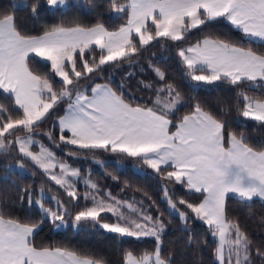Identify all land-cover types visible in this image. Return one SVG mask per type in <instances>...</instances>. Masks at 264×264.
<instances>
[{"label":"snow or ice","instance_id":"6c2138e0","mask_svg":"<svg viewBox=\"0 0 264 264\" xmlns=\"http://www.w3.org/2000/svg\"><path fill=\"white\" fill-rule=\"evenodd\" d=\"M107 5L114 18H127L115 31L98 19L92 26L56 24L41 35H28L16 23L15 12L27 10V0H12L0 8V97L12 101L10 106L0 103V154L16 161L14 165L0 161L3 178L18 175L23 179L30 163L64 189L70 201L76 202L74 207L78 206L76 182L80 170L60 162L51 148L37 139L40 133L36 131L66 102L64 114L53 122L61 143L138 159L162 181L181 185L189 194H200L203 199L199 203L179 198V205L190 210L185 212L177 207L168 186H163L170 214L178 212L185 229L193 219L207 226L216 244L215 264H254V258L264 264V246L253 249L250 235L235 217L229 216L227 206L230 198L248 208L255 201L264 204V149L251 146L244 132L228 130L226 120L199 102L174 123L172 117L183 106L184 97L174 84L163 83L167 80L165 72L151 63L149 67L161 82L155 88L152 106H133L134 102L126 101L122 92L118 94L108 84H81L103 72L106 65L131 61L154 41L185 42L193 30L201 31L209 23L223 21L241 34L239 41L204 36L187 47L178 46L176 55L183 75L207 85L227 81L236 88L245 84L249 90L264 87L260 84L264 82V52L256 50L264 48V0H107ZM45 6L48 11L69 7L67 0H35L30 9L33 19ZM96 50L99 59L94 54L89 60L88 54ZM36 58L48 62L51 73L60 78L58 90L49 74H38L31 68L38 62ZM78 62L82 68H78ZM141 83L147 89L154 87L152 83ZM236 110L255 121L258 131H264V99H254L241 91ZM220 112L223 115L224 109ZM173 126L175 131H171ZM20 131L25 135L16 134ZM43 135L55 143L52 130ZM34 147L38 151H33ZM67 154L78 155L72 150ZM57 168L58 173L54 171ZM83 183L87 189L83 198L91 200L92 206L76 212L74 228L91 221L118 237H152L153 251L137 255L127 250L122 264H173L172 255L163 254L165 225L148 213L143 201H121L111 193L105 194L107 199L101 198L98 185L90 177ZM19 191L21 206L25 200L29 209L38 206L40 219L26 223L0 209V264H106L94 254L35 246L34 236L46 221L58 228L71 213L58 196L48 197L43 186L35 199L30 186ZM46 202L54 207H45ZM107 212L116 217L115 223L101 222V213ZM188 239L191 244L194 237L190 231Z\"/></svg>","mask_w":264,"mask_h":264},{"label":"trees","instance_id":"16d2710c","mask_svg":"<svg viewBox=\"0 0 264 264\" xmlns=\"http://www.w3.org/2000/svg\"><path fill=\"white\" fill-rule=\"evenodd\" d=\"M10 2L12 0H0V8ZM34 2L35 0H27L28 9L15 12L18 27L28 35H41L47 28L60 23L66 26H72L75 23L92 26L98 19L110 31H115L125 24L127 19L126 16L119 19L114 18L107 5V0H67L69 7L66 10L48 11L45 6L40 10L38 18L33 19L30 9ZM119 2H124V0H119ZM41 3H45V0H41ZM101 4L104 6L100 7ZM240 35L239 32L231 29L226 22L209 23L201 31L193 30L189 39L185 42H174L173 45L170 43L169 46L158 42L152 43L133 57L131 61L126 60L122 63H114L111 66L106 65L103 72L94 74L92 80H82L81 84H108L118 94L122 92L126 101L134 102L133 106H135V103L152 106L155 88L160 87L161 82L158 81L156 74L149 67L151 63L154 67H159L165 72L167 80L163 83L174 84L184 97L183 106L179 107L175 116L172 117L174 123L178 122L185 114H188L192 106L199 102L206 110L226 120L228 130L235 131L237 134L244 132L248 136L249 144L257 150H262L264 149V131H258L259 126L255 121L240 116L236 110L238 93L241 91H245L254 99H264V90L261 86H257L259 90L256 91V88L249 90L247 84L241 88H236L227 81H218L212 85L191 81L183 75L184 69L181 62L172 51V46L186 47L191 43H195L198 39H203L204 36L229 38L233 42H237ZM157 44L164 45L165 51H162L155 59L148 58L153 46ZM256 50L264 52V48H256ZM98 53L99 50H96L95 53H89L88 59H91L89 58L90 54H95L98 60ZM36 60L38 62L31 64V68L38 74H49L58 90L61 82L51 75L50 64ZM78 68H82V64L79 62ZM141 82L152 83L154 87L153 89H147ZM197 84H199V88L196 87ZM88 92L90 93V88ZM0 103L10 106L12 101L0 97ZM65 105H67L66 102L60 104L52 112V115L36 129L40 133L39 138L43 139V133L52 130L55 141H59L57 139L59 129L53 128V120L64 113ZM220 109H224L223 115H221ZM16 134L25 133L20 131ZM65 135H68V133H65ZM50 147L57 152V149L53 146ZM82 153L84 159L87 160L91 157L104 160L101 164L102 171L91 174L92 179L97 183H101L98 194L103 196L104 191L108 190L111 195L120 196L125 200L132 197L133 201L138 202L141 199L148 205L146 209L148 213L153 217L160 218L165 225V231L162 235L163 254L166 257L171 254L173 264H215L213 250L216 244L211 233L207 231V226L195 219L188 225V229L181 226L179 219L171 215L167 211L165 203L160 200L161 183L159 179L146 170H135L129 163L123 168L120 167L118 164L125 155L115 156L102 150H82ZM74 158H77V156L65 158V160H69L70 163H68L74 166L80 162ZM0 161L8 163L14 160H8L0 154ZM28 166L29 173L23 179L18 175H9L7 179H4L5 173L0 169V209L4 210L6 214L18 217L26 223H33L40 219L38 206L33 205L29 209L27 200L21 206V193L19 190L29 186L36 195L41 186L45 191L48 190L52 194L56 192L55 195L66 203L71 217H74L76 212L82 210L85 206H89L88 202L79 200L78 206L74 207L73 205L76 202L70 201L69 197H65L64 189L62 190L58 185L56 186L55 182L49 180L39 168L30 163ZM33 173L35 174L33 175ZM113 176L116 179H113ZM36 195L33 196V199ZM179 196L191 203H199L202 200V196L197 193L189 194L183 191ZM45 204L49 205V202ZM227 206L229 216L235 217L242 228L250 235L253 241V249L257 246H264V223L261 222L264 218V204L255 201L248 208L241 206L235 199L230 198L227 201ZM71 225L72 223H69L64 227L57 228L51 221H46L34 236L33 243L37 247H64L78 253L94 254L96 257L103 258L106 264H122L123 255L127 250L139 255L145 251L155 249V239L152 237L140 239L118 237L115 233H108L97 225L94 226L91 221L81 222L79 228L76 229H73ZM189 231L194 237L191 244H189L188 239ZM254 264H259V260L254 258Z\"/></svg>","mask_w":264,"mask_h":264},{"label":"rangeland","instance_id":"374dc122","mask_svg":"<svg viewBox=\"0 0 264 264\" xmlns=\"http://www.w3.org/2000/svg\"><path fill=\"white\" fill-rule=\"evenodd\" d=\"M114 15V14H113ZM153 43H155V41L153 42ZM158 43H163V44H165L166 46H169V44L170 43H172V45L174 44V42H172V41H164V40H160V42H158ZM181 47V46H180ZM177 50H178V47H175V46H172V51L174 52V54L176 55V53H177ZM162 51H165L164 50V45H162V44H157L156 46H153V48H152V51H151V53L149 54V56H148V58H151V59H155V57L157 56V55H159ZM92 56H93V54H90L89 55V58H92ZM177 56V55H176ZM178 57V56H177ZM179 58V57H178ZM39 59V58H38ZM91 60V59H90ZM119 62H116V64H118ZM51 75L54 77V78H56L57 80H60V78L59 77H56L53 73H51ZM254 88H256L255 90L257 91V90H259L258 89V87L256 86V87H254ZM155 98V97H154ZM65 106H67V105H65ZM59 107V106H58ZM57 107V108H58ZM56 108V109H57ZM66 108V107H65ZM56 119H54L53 120V122L55 121ZM174 129H175V127L173 126L172 128H171V131H174ZM21 135H25V134H21ZM57 135H58V140H59V135H60V133H59V130H58V133H57ZM68 135H70V133H68ZM37 139L38 140H40V141H42L46 146H48V147H50V146H53L55 149H57V152H55V151H53V149L51 148V150L55 153V155L59 158V160H60V162H65L66 160H65V158H71L72 156H69L67 153L69 152V150H72V151H75V152H77L78 153V155H77V158H74V159H76V160H79L80 162H78V164L77 165H74V166H72L73 168H78L79 170H80V178H77V182H76V187H77V190H78V193H79V196H80V200H81V202H88L89 203V206L88 207H91L92 206V201L91 200H88V201H85L84 200V193H85V191L87 190L86 189V187H85V184L83 183V179L84 178H86V177H90L91 178V174L92 173H94V172H100V171H102L101 170V164L103 163V161L104 160H100V159H98L97 157H91L89 160H87V159H84V155H82L83 153H82V150L81 149H78V148H76V146H72V145H66V144H63V143H61L60 141H55V143H53L52 141H50L49 139H48V137L47 136H45V135H43V139H41V138H39L38 136H37ZM55 144H59L60 145V147H56L55 146ZM78 149V150H77ZM33 151H38V148H36V147H34L33 148ZM102 151H104V150H102ZM104 152H108V153H111V154H114L115 156H119V155H124V154H121V153H113V152H111V151H104ZM1 155H3V154H1ZM13 155H15L14 153H13ZM82 157V159H80ZM14 160V159H13ZM97 161H99V163H97ZM67 163L69 162V160L68 161H66ZM8 163H11V164H15L16 163V161L14 160V161H12V162H8ZM70 163V162H69ZM68 163V164H69ZM127 163H129V164H131L133 167H134V169L135 170H146L149 174H151V175H153V176H155L157 179H159V181H160V186H161V195H160V200L162 201V202H164L165 203V207H166V209H167V211L170 213V209H169V206H168V204H167V201L164 199V185H167L168 186V188L170 189V191H172V193H173V197H174V199H176V201H177V207L181 210V211H185V212H190V210H188L184 205H179V203H178V200H179V198H181L180 196H179V194H182V192L183 191H185L186 193H188L187 192V190L183 187V186H181V185H177V184H174L173 182H169V181H162L161 180V178H160V175H158L157 173H155V172H153V170L152 169H150V168H148L147 166H145L143 163H142V161H140V160H138V159H135V158H131V157H127L126 155L123 157V159H121V161H120V163L118 164L120 167H124ZM70 165V164H69ZM76 166V167H75ZM28 168H29V166L27 165V173H29V171H28ZM54 171H56L57 173L59 172V169L57 168V169H55ZM91 180H92V182H94L95 184H97L98 185V188H99V190H100V188H101V183H97L94 179H92L91 178ZM54 182V181H53ZM57 186V185H56ZM55 188V187H54ZM60 188V187H59ZM61 189V188H60ZM45 190V189H44ZM63 190V189H62ZM46 193H47V196L48 197H51V196H53V195H55L56 194V192H55V194H52L50 191H48V190H46L45 191ZM64 193H65V191H64ZM106 193H109L108 192V190H105L104 191V195L102 196V195H100V194H98L101 198H105V199H107V197H106ZM39 194V191L37 192V195ZM66 194V193H65ZM191 194H193V193H191ZM36 195V196H37ZM56 196V195H55ZM113 197H116L118 200H121V201H124L125 200V198H121L120 196H115V195H112ZM66 198H67V195L65 196ZM36 198V197H35ZM34 198V199H35ZM202 199H203V197H202ZM127 201H133V198L132 197H130V198H128L127 199ZM140 201H142L141 199L138 201V202H140ZM45 207H54V204H52V203H50L49 202V205H46L45 204ZM143 207L145 208V209H147L148 208V205H146L144 202H143ZM124 210V212H125V214L127 215L128 214V209L127 208H125V209H123ZM151 215V214H150ZM171 215H174L176 218H178L179 219V214H178V212H173ZM101 216H102V220H101V222L102 223H115L116 222V217L115 216H113L112 215V213L111 212H107V213H101ZM73 218L74 217H71L70 215L66 218V223L65 224H63V225H61L60 227H64V226H66L67 224H69V223H72V220H73ZM132 218H136L135 216H133ZM57 223H59V222H57ZM179 224L181 225V226H183L182 225V223H181V221H180V219H179ZM98 227H99V225H97ZM71 227L73 228V229H76V228H79V226L78 227H73V224L71 225Z\"/></svg>","mask_w":264,"mask_h":264},{"label":"crops","instance_id":"0c3cea01","mask_svg":"<svg viewBox=\"0 0 264 264\" xmlns=\"http://www.w3.org/2000/svg\"><path fill=\"white\" fill-rule=\"evenodd\" d=\"M187 47V46H186ZM36 59H38V58H36ZM39 60V59H38ZM260 84H262V85H264V82H260ZM262 88V90H264V87H261ZM90 94V93H89ZM67 107V106H66ZM64 114V113H63ZM62 114V115H63ZM58 128V127H57ZM174 131H175V129H174Z\"/></svg>","mask_w":264,"mask_h":264}]
</instances>
